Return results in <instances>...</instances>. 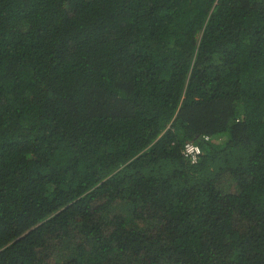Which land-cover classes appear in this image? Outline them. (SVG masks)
<instances>
[{
  "label": "trees",
  "instance_id": "obj_1",
  "mask_svg": "<svg viewBox=\"0 0 264 264\" xmlns=\"http://www.w3.org/2000/svg\"><path fill=\"white\" fill-rule=\"evenodd\" d=\"M0 264H264V0H0Z\"/></svg>",
  "mask_w": 264,
  "mask_h": 264
},
{
  "label": "built area",
  "instance_id": "obj_2",
  "mask_svg": "<svg viewBox=\"0 0 264 264\" xmlns=\"http://www.w3.org/2000/svg\"><path fill=\"white\" fill-rule=\"evenodd\" d=\"M204 140L207 141L208 137H204ZM182 154L192 164H195L198 161L199 155L201 154V149L198 145L195 144H185L182 150Z\"/></svg>",
  "mask_w": 264,
  "mask_h": 264
},
{
  "label": "clouds",
  "instance_id": "obj_3",
  "mask_svg": "<svg viewBox=\"0 0 264 264\" xmlns=\"http://www.w3.org/2000/svg\"><path fill=\"white\" fill-rule=\"evenodd\" d=\"M190 142H187V143H185V144H189ZM185 144L183 145V148H184V146H185ZM190 144H193V143H190ZM183 148H182V150H183ZM183 155V154H182ZM200 156V155H199ZM184 157V156H183ZM185 158V157H184ZM187 159V158H186ZM199 159V158H198ZM188 160V159H187ZM189 161V160H188ZM190 162V161H189ZM197 163V162H196ZM195 163V164H196ZM190 164H192L191 162H190Z\"/></svg>",
  "mask_w": 264,
  "mask_h": 264
}]
</instances>
